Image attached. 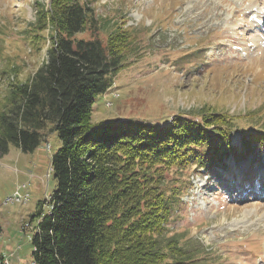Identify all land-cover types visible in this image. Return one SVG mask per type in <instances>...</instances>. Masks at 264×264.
<instances>
[{
    "label": "rangeland",
    "instance_id": "rangeland-1",
    "mask_svg": "<svg viewBox=\"0 0 264 264\" xmlns=\"http://www.w3.org/2000/svg\"><path fill=\"white\" fill-rule=\"evenodd\" d=\"M35 1L0 0L1 105L13 78L25 80L46 56L26 38ZM89 1L137 36L136 53L98 96L94 120L161 125L179 114L199 117L201 109L233 115L235 153L167 173L181 188L171 229L194 242L199 264H264V142L242 143L243 133L264 135V16L256 19L255 0ZM255 2L264 11V0ZM59 145L49 131L35 151L12 144L0 157V251L8 264L32 262L31 214L56 186L50 158ZM18 190L29 194L16 198Z\"/></svg>",
    "mask_w": 264,
    "mask_h": 264
},
{
    "label": "trees",
    "instance_id": "trees-1",
    "mask_svg": "<svg viewBox=\"0 0 264 264\" xmlns=\"http://www.w3.org/2000/svg\"><path fill=\"white\" fill-rule=\"evenodd\" d=\"M89 2L35 1L26 38L45 59L13 78L0 104V157L12 144L35 151L49 131L60 141L50 158L56 186L31 214V264H199L194 242L171 229L181 188L167 173L235 153L236 118L201 109L161 125L95 121L94 104L136 53L137 36ZM259 134L243 133L242 143H263Z\"/></svg>",
    "mask_w": 264,
    "mask_h": 264
},
{
    "label": "bare ground",
    "instance_id": "bare-ground-1",
    "mask_svg": "<svg viewBox=\"0 0 264 264\" xmlns=\"http://www.w3.org/2000/svg\"><path fill=\"white\" fill-rule=\"evenodd\" d=\"M256 1V0H255ZM253 2L252 4H250V6H252L253 8H255V12H254V15L256 16V19L257 18H262L264 15V11L258 6L257 2Z\"/></svg>",
    "mask_w": 264,
    "mask_h": 264
},
{
    "label": "built area",
    "instance_id": "built-area-1",
    "mask_svg": "<svg viewBox=\"0 0 264 264\" xmlns=\"http://www.w3.org/2000/svg\"><path fill=\"white\" fill-rule=\"evenodd\" d=\"M14 195H15L16 198H18V196H20V197H25V196H23L19 191H17Z\"/></svg>",
    "mask_w": 264,
    "mask_h": 264
}]
</instances>
